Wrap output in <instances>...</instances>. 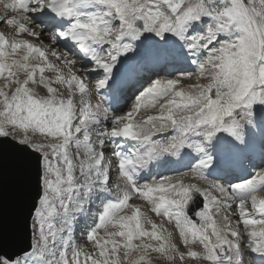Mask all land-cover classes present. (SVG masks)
<instances>
[{
    "label": "rangeland",
    "instance_id": "obj_1",
    "mask_svg": "<svg viewBox=\"0 0 264 264\" xmlns=\"http://www.w3.org/2000/svg\"><path fill=\"white\" fill-rule=\"evenodd\" d=\"M160 1L165 2L163 5L168 9L167 11L163 9V7L160 4L163 2H160ZM232 1L233 0H199L198 5L196 7H191L190 10L185 15H183L182 17L178 19V21L177 20L174 21V18L180 15L182 11L186 10V8L189 6L187 4L191 2V0L188 2H185V0H183L182 2L181 0H106L107 7H102L98 9L96 11L95 18L91 15L94 19L100 22V28L98 30L99 35L102 34V31H107L109 32V35L111 34L109 42L110 41L113 42L114 39L117 38L118 35L120 34V26H119L120 18L118 15L119 11L125 12L121 14H127V12H132L134 13V15L142 17L144 21V30L148 32H149V29L152 30V28L154 27L159 32L168 33V31H166L164 27H168L169 25L175 26V23H176L178 27L177 34L180 33L183 27L190 20L196 17L199 11L200 12L206 11L212 14L210 16V22L208 24L207 30L199 35V39H200L199 42L201 44H204L205 40H209L212 35L218 33L220 30L219 25H221L223 31H228V33H230L232 37V42L230 40H223L221 44L219 43V45L217 46V50L216 48H214V46L212 47L211 55L215 52V55H214L215 57V56H218L219 53H221L220 54L221 57L225 56L222 59V61H217V60L213 61L214 64L212 63L208 70H204L200 68L201 75H204L205 77H207L208 75H211L212 81L214 82L215 80L213 84H215L216 87L213 86L209 91V97L213 101L212 110H211V106L208 104L206 100L199 101V103L198 102L189 103L190 105H193V106L188 108V110L190 111L192 110L191 112L189 111L188 115L190 114V116H192L195 109L196 110L200 109L201 111H203V116L199 118L197 123H193L194 133H191L192 135L190 134L191 138L189 137L188 140H186L187 139L186 137L185 138L181 137L180 132H176L173 139L171 138L167 141L157 144L156 147L168 148L172 144L178 142L179 140L187 141L191 144H197V143L199 144L200 142L202 144L203 135L199 132L200 126L208 123L209 121L213 122L214 119L217 118L216 116H218L220 114L219 112H221L222 110H228L231 107L239 108L242 106H246L248 108L250 107L255 108L258 105L261 106V102H260L261 100H260V95H259L260 93L258 90L254 88V83L257 81V77H259L258 70L262 77L260 78L259 81L261 83H264V78H263L264 77V56L262 58V55H264V50L261 54V48L264 43L259 38L258 33L256 29L254 28L251 22V19L248 16V13L246 11L247 10L246 3L250 4L254 9L258 11L260 20L262 22V26L264 28V24H263L264 23V0H235L236 5H237L236 10L229 8V5ZM28 2L29 0H17L15 2H9V4H8V1L6 0L5 1L1 0L0 2V28L7 31L6 34L9 35L10 39L17 40L22 37L29 38L27 37L28 33L27 32L25 33V31L22 29L24 24H27L28 18H32V21H35L34 25L36 28L42 26V24H40L39 21H36L39 18L38 17L39 14H37V11H36L38 7L36 9L32 8L33 6L27 8V6L25 5ZM30 11L34 13L29 14ZM166 14L168 15L166 16ZM35 15H36V20L34 18ZM172 31L175 32V30H172ZM47 33L49 32L47 31ZM34 34L35 33H33L32 35ZM48 35L51 36L50 33ZM262 36L264 37L263 30H262ZM37 42L39 41H36V43ZM39 43H43L44 45L45 44L47 45L46 41H40ZM45 46L43 45L40 46L41 51H42V56H38L30 60L29 64L35 66L34 68L36 70L35 73H37L34 79L32 78L30 79V77H28L31 69L28 70L27 66L25 67L24 70H22L21 72L17 74H15L13 71H10L11 69H9L10 74H13V75L10 80L7 79L6 77H4L5 68L7 67L5 64V60H4L5 56H3V58H0V101L2 98L4 101L6 97H10V96L14 100V103L12 105L7 104L8 107H6L8 114L12 115L11 116L12 118H15L14 119L15 129L14 130H17L20 126L25 127L28 121H30V123H33V125L26 127L28 130V134H29L28 137L30 138V145L33 143H39L40 141H44V139L47 140V143L48 142L51 143L58 136H61V134L66 128V120L67 119L71 120V115H72L71 112L67 111V109L65 110V106L63 105L64 103L62 102H60L58 106L56 105L53 106V105H48L49 99L46 101H43L44 103L42 102V99L45 100L48 98L49 94H48V91L46 90H50V88L51 90H53L54 96L51 95L53 97L59 96L62 93L66 92V90L68 89L65 88L64 84L66 81L64 82L63 80L69 79V76H71L70 72L77 71V70L79 72L78 68L73 67L71 61H68V64H66L67 61L65 63L59 59L54 58L53 57L54 53H50L48 50H46ZM106 50H108V47H106ZM153 57L158 58L159 56L155 55ZM206 57L207 55L205 54V58ZM220 64L221 65L225 64L226 73L231 74L230 80H229V86L226 87V89H222L226 86V80H227L226 73L223 72L222 70L217 72L221 66ZM55 68L60 70L58 71L59 73L58 75H54V74H57ZM256 70H257V73H256ZM85 72L83 69V71H80L79 74H85ZM214 72L216 73L215 75H214ZM15 75L18 79L15 77ZM190 76H194V74L192 73ZM43 77H48V78H43ZM41 78L42 80L40 81ZM60 78H62L63 80ZM25 79H27L26 80L27 89H23V91L19 93H18V88H15L13 90V87L10 84L11 82L20 83V81L25 80ZM44 80L49 81L50 88H46L42 84ZM97 80L98 78L91 77L90 82L91 81L97 82ZM218 80L220 81L218 82ZM239 83H242L244 87L241 91L236 92L234 89H232L233 88L232 86L238 84L240 86L239 87V90H240L241 85ZM255 85L258 88L262 87V86H258L257 83H255ZM36 94H40V97L36 96ZM73 95L76 98V100H79V98H77L79 95L82 96V99L78 101L79 111L76 112L75 116L76 115L77 117L85 116L88 112L89 115L91 114L92 116L99 115L102 118L105 117L103 113L101 112L102 110L101 101L95 96L94 86H91L90 91H86L84 94L76 92ZM167 95H169L168 98L174 97L173 94L171 95L167 94ZM83 102H84V105L82 104ZM162 103L164 104L163 100L162 102H161V99L157 100L155 104V107H157V109H155V107L153 109L145 108L142 110V115L145 116L148 113H152V112L158 113L162 111V108H163ZM0 105L5 106L4 103L2 102H0ZM86 105H91V107L88 109ZM185 112H186L185 110H182V111L175 110L174 117H180ZM9 115L5 116L3 115V113L0 114V121L11 119ZM142 115L139 114V116H142ZM79 124L81 123L75 124L74 127L77 129ZM44 126H46V128L43 130ZM47 126L49 127L47 128ZM6 134L8 136L12 135L13 138L17 139V141H20L19 139L23 138V137L19 138V135L16 134V132L13 133V131L6 132ZM193 140L194 141L196 140V141L194 142ZM192 172H190V168H189V170L186 171L185 174L187 175ZM171 178H174V177L172 176ZM204 181H202V184L203 185L206 184V186L208 187L217 184V183L213 184L208 181H205V182ZM228 186H229L228 184H225L224 188ZM175 192L178 193L177 191ZM182 196H184V192L180 191V193L178 194V198H181ZM136 198H140V197H134V200H136ZM225 199H226V196H225ZM191 203H194V199H191ZM222 203L223 205H217L219 212L223 214V215H220L219 218L221 220L222 218L226 219L227 218L226 216L228 215V217H231L234 220V225L231 228L235 232L234 233L235 238L238 237L235 234L242 232L249 226L250 227L254 226L256 229L261 228V231L264 235L263 219L261 220L257 219V221L253 222L255 225L254 224H250L249 226L241 225L240 224L242 220L241 218L247 213L241 209L239 210L236 205L232 207L233 208L232 210H230L226 206L225 201H223ZM231 203H232V200H231ZM215 210L216 209H213L214 212ZM236 212L240 213V215L235 216ZM203 223L206 224V222H203ZM206 226L207 225H205L204 227L203 225L204 228H206ZM208 228L210 230V227ZM258 232L260 233V231ZM185 234L188 235L187 232H185ZM175 235L181 242L180 243L181 246H184V247L188 246L186 245V243H184V241H182V238L179 237L177 231H175ZM186 237L188 238L185 239L183 237V240L187 241V239L188 240L192 239L190 235ZM249 241H250L249 238H246V242H245L246 249L247 247H250ZM190 244H192L194 247H197L194 240H192ZM180 249L184 251L185 248H180ZM202 250H204V248H202ZM197 256L199 255H196L195 258ZM207 259L208 258L206 256L204 259L205 263H207ZM198 262L199 260L196 261L194 264H197Z\"/></svg>",
    "mask_w": 264,
    "mask_h": 264
},
{
    "label": "bare ground",
    "instance_id": "obj_2",
    "mask_svg": "<svg viewBox=\"0 0 264 264\" xmlns=\"http://www.w3.org/2000/svg\"><path fill=\"white\" fill-rule=\"evenodd\" d=\"M8 1L15 2L17 0H8ZM88 1L89 0H78L79 7L81 9H82V6L86 8V3ZM195 2L198 3V0H195ZM100 3H103V0H99L98 4ZM41 5H42L41 0H29V2L25 6H27V8L33 6L32 8L36 9L37 7ZM31 13H34V12L30 11L29 14ZM130 16H131L130 13L121 14V21L119 22L120 28H121V31H120L121 35H120V38L117 40V42L122 41V49L125 51L132 52L138 58H141L143 53H146V52L149 53V59H146L147 63L149 61H154V60L162 61V60L174 58L170 54H167L166 52L161 51V49L165 51H171V50H175L176 48H181L182 46H185L184 42L186 41V37L188 36V34L192 33L191 31L192 27L198 26L200 22L202 21L201 17H197V19L193 22L191 26L189 27L187 26L182 31L180 36L176 37L175 36L176 33L174 31L172 32L170 31V33L169 32L163 33V32H159L153 27L152 30L149 29V32L148 31L146 32V31L133 28L128 24V19L130 18ZM34 23L35 21H32V18H28L27 24H24L22 29L25 31V33L26 32L28 33L27 37L29 38L22 37L17 40L10 39L9 35L6 34L7 31L0 28V58H3V56H5V59H6L5 64L7 66L5 68L4 77L10 80L13 75V74H10V71H13L15 74H17L21 72L22 70H24L25 67L27 66L28 70L31 69L28 77H30V79L31 78L34 79L37 74L35 73L36 71L34 69L35 66L29 63L32 58L42 56V51H41L40 46L41 45L45 46L46 44L44 45L43 43H39L40 41L47 42V45L45 46L46 50H48L50 53H54L53 54L54 58L59 59L61 61L66 60L67 64H68V61H71L73 67L78 68L79 72L83 71L82 64L78 60L77 57H74L71 53L64 52L63 50H61V48L59 47V41L55 40L54 38H51L48 35L47 30H46L47 28L44 25H42L43 27L41 26V27L36 28ZM87 24L90 27L88 35H90L92 38H95L96 40H101L100 36H98L97 34L98 23L95 21V19L91 15H89V18L87 19ZM33 33L35 34L32 35ZM163 35L165 37H163ZM227 35H230V34L228 32H220L219 35H215L208 42H206L205 40L206 43L204 44V46L200 45L199 42H196V45L187 44V46H185L189 48V51H187V53L192 52L193 54L199 55L205 51L206 54L211 55L212 47H213L212 44L218 45L221 42V39L223 37H226ZM101 36H106L104 42L107 43L109 40L107 33L105 32ZM36 41H39V42L36 43ZM155 55L159 57L154 58L153 56ZM219 57H221V55H219ZM202 60H204V58ZM101 61H103L102 55H100V58L98 61L99 65H96L95 67L96 70H98L102 66L104 68L111 67L110 60L104 61L103 64L101 63ZM172 61L173 60L167 61L165 63H170ZM162 63L164 62H159L156 65H160ZM16 64L18 65L17 68L15 67ZM201 66L205 68L206 63H204L203 65L201 64ZM179 67L187 68V65L180 64ZM57 68H55L57 74H54V75L59 74L58 71L60 70ZM9 69L11 70L9 71ZM79 72L78 70L70 72L71 73L70 74L71 76H69L70 80L69 82L68 80L65 82V85L67 86L68 92L70 94L68 98L65 99V103L67 106L72 105V110H71L72 112H73V102H72L73 92L77 90L78 92L84 94L86 91H90L91 86H96V82H95L96 80L94 81L95 83L93 81L90 82V77L93 75L92 72L90 71L85 72V70H84L85 74H79ZM191 73L193 72H190V73L180 72V73H177L176 76L171 75V76H166L163 78L158 77L157 79H154L149 85L144 86L145 87L144 90L143 88L141 89L143 90L141 95L137 96L132 101V104L126 110L119 112L118 114H116V116L119 119L130 120L131 118L129 115H134L136 112L142 109H145V108L153 109L155 107L157 100L159 99L164 100L167 98V90H169L170 93L174 95V97L171 99H168L167 101H164L162 111L158 112V114H155V115L165 117L166 116L165 113H169L174 110H177V111L185 110L186 112L183 113L181 116H183L186 113H189L190 110H188V108L190 105H187L186 102L191 101V99L196 100L198 102L200 99H208V89L211 86H213V83L215 82V80L214 82L212 81L211 75H208L207 77L203 75H198V74H195L194 76H190ZM215 74L216 73H214V75ZM26 80L27 79L22 80L20 81V83L11 82L10 84L13 87V90L15 87H17L18 93H19V92H22L23 89H26V86H25ZM219 81L220 80H218V82ZM42 84L46 88H50L49 86L50 83L48 80H44ZM196 85H198L199 87H196ZM202 87H206V91H202L201 90ZM239 87L240 86L236 84L233 86V89L235 91H238ZM259 92L261 93L262 102L264 104V85H262V87L259 88ZM49 97L42 101H46L49 99L48 100L49 104H52V103H58L61 99L60 97H53V96H49ZM5 99L8 102V103L6 102L7 104L13 102V100H11L12 98L10 97H6ZM253 108L246 109L244 107L242 108L231 107L229 108V110L225 112H221L217 116L216 120H214L213 122H210L209 124L204 125L203 127L204 128V138L212 140V143L209 146H212L213 144L215 145L217 144V142L215 141L217 139V134H216V131L213 130L214 126L221 124L225 120H233L237 123L240 131L242 132V138L247 139V143L249 144L256 143L257 137L253 132L258 123L264 126V107H261V108L258 107L256 109H253ZM152 113H156V112H152ZM201 114L202 112L200 110H196L193 115L194 117L189 116L190 115L189 114V115H186L184 118L181 116L170 118V119L168 118L167 119L168 123H166L165 125V130L158 129V130H155V132L169 131L171 133H174L176 131H179L180 134L191 133L192 132V125H191L192 119L197 118ZM153 115L154 114H150V115L148 114V116L144 118L145 120H147L146 123L139 127V131L143 135L151 131L152 125H155L156 128H159L164 125L163 123H160V122L152 123L150 120H148ZM96 120H100V119L88 117V121L86 122V124L91 125V126H96L98 125L97 123H95ZM99 123H102V120H100ZM99 137L102 140H104L105 138L102 134H100ZM107 137H109L110 139V133H109V136ZM199 144H201V142ZM178 145L179 144H174L170 149H173L174 151H178ZM141 168L144 170L141 174L143 173L147 174L149 172L148 170H145L143 166ZM185 172H183L178 177L166 179L163 181L162 179L149 181V183L145 185L146 193H148L147 199L149 200L147 202L151 204V203H156L159 200L160 201L166 200V202H168L169 204L174 203V200L176 199L172 198L168 194H171L172 192H175V191L177 192L183 191L184 193H187V194L195 193L201 196L200 198L206 197L207 200L204 202L203 211H200L197 213V219L199 221H202V223L198 225L196 221H191L189 223V229L185 231L188 233V235L184 233L182 236L186 239L188 238L186 236H189L190 232L192 231L195 232L198 236V239L201 241V243L203 244V246L206 248L207 251L210 250V248L213 245L212 242L214 241H216L217 245L225 247L227 251L229 252V256L228 258H226L224 261H222L219 264H245V262H247L248 259L246 258L244 260V256L242 254L244 248H242L243 245H241L238 242L241 236L238 235V237L235 238L234 232L231 230V225L233 224V220L228 219V218L226 219L222 218L221 220L219 216L217 217L216 215L212 213L211 208L213 206L223 204L222 203L223 201H225L226 206L230 208L229 204L231 203V200H229V198L233 197L234 194L246 195L248 191L254 188V184L252 180H246V181L241 182L242 184L241 190L234 189V187L230 185L226 188H224V185L220 186L224 188L222 190L219 187L208 188L205 186L206 184L205 185L201 184V180H202L201 173L198 170H196L195 172L190 171L192 173L187 174V175L185 174ZM257 175H264V166L260 168ZM155 181L157 183H154ZM252 194H253V197L251 200H252V208L254 211L251 212L249 215L242 218V221H241L242 224H250L254 222V220L257 218L259 219L264 218V188L259 189V191L257 189ZM221 195H226V199H225V196L223 197ZM204 221L208 222L206 228H204L205 225L203 227ZM208 227H210V230L214 231L215 233L214 241L211 240V237L208 234H206V232L209 231ZM258 231H260V233ZM246 234L249 238H251V241H252L251 249L252 250L254 247H262V249H264V235L262 234L261 228L260 229L258 228L250 229L249 228L246 231ZM191 252L194 256L201 254V250L199 249L195 250L191 248ZM238 259L241 260L240 263L237 262ZM251 259L254 260V254ZM250 263L255 264L253 261H251Z\"/></svg>",
    "mask_w": 264,
    "mask_h": 264
},
{
    "label": "water",
    "instance_id": "obj_3",
    "mask_svg": "<svg viewBox=\"0 0 264 264\" xmlns=\"http://www.w3.org/2000/svg\"><path fill=\"white\" fill-rule=\"evenodd\" d=\"M133 25L142 27L139 20ZM39 179L38 156L10 138H0V256L11 260L29 249V219L40 196Z\"/></svg>",
    "mask_w": 264,
    "mask_h": 264
}]
</instances>
